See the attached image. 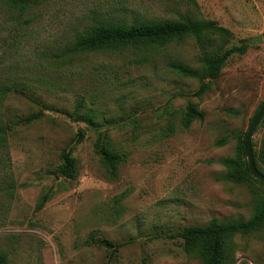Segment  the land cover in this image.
<instances>
[{"label":"rangeland","instance_id":"1","mask_svg":"<svg viewBox=\"0 0 264 264\" xmlns=\"http://www.w3.org/2000/svg\"><path fill=\"white\" fill-rule=\"evenodd\" d=\"M182 17L213 20L231 35L56 55L102 20ZM259 34L263 42L247 43ZM243 44L202 96L197 78L170 67L200 68L205 50ZM6 84L55 108L26 123L41 105L0 94V121L13 124L0 142V251L8 264H200L183 247V228L213 217L246 221L264 199V184L227 180L221 163L234 156V131L246 132L264 101V0H39L25 10L0 0ZM80 98V113L114 125L97 131L74 119ZM189 103L203 119L184 128ZM99 139L125 157L115 173L96 151ZM263 142L264 119L252 137L258 154ZM63 149L77 162L75 178L59 171ZM226 247L228 264H264V225Z\"/></svg>","mask_w":264,"mask_h":264},{"label":"trees","instance_id":"2","mask_svg":"<svg viewBox=\"0 0 264 264\" xmlns=\"http://www.w3.org/2000/svg\"><path fill=\"white\" fill-rule=\"evenodd\" d=\"M13 7L25 10L33 2L39 0H6ZM222 34L230 36L231 32L228 28L217 24L213 20H196L193 18L182 17L179 19H162V20H134L126 22L124 20H102L93 24L88 31L77 35L75 41L68 47L64 48L60 53H56L57 57L72 56L86 52L104 51L108 49L120 50L130 46L150 47L166 45L172 41L179 40L185 36L193 35L198 38L201 44L204 36ZM247 45L235 46L226 50L217 49L214 51L205 50L201 57V67L196 68L180 61H173L170 64L178 73L197 78L200 81L199 89L195 95L202 96L208 89L212 81L220 74L225 66L228 58L235 52H243ZM21 93L26 95L32 101L38 102L39 109L25 117L26 123L33 122L43 115L46 110H54L53 106L42 103L40 100L33 98L29 94L18 87V84L0 86V94L4 97L11 93ZM260 102L254 115L250 118V123L263 106ZM85 106V100L80 98L72 116L76 120H81L87 123L93 129L100 131L101 129L114 125L113 120H107L104 123H99L92 117L91 114L80 113ZM237 113H239L237 111ZM203 119V113L197 108L194 103H189L182 119L184 128H189L194 120ZM264 119V118H263ZM13 129V124L8 121H0V142H6L8 133ZM246 132L234 131L237 139L234 156L221 159V163L226 167L227 172L225 178L236 182H248L255 179L262 184L259 179L255 178L250 170L244 148V141L247 135ZM227 137H223L217 141L221 145L225 143ZM96 148L106 161V164L115 173L119 163L125 161L122 154L110 152L105 144L99 139L96 143ZM61 157L63 162L59 166L61 174L75 178L77 176V162L75 158L66 149L62 150ZM255 162L260 171L264 173V142L263 150L260 154L255 152ZM50 194L47 192L39 200V205L44 206L49 200ZM264 225V199L258 205L256 213L246 221L229 220L223 221L217 217H213L206 224H191L185 226L178 234L183 239V247L189 256L199 259L200 264H228V251L226 244L236 234H247L257 231ZM94 240L87 241L91 243ZM0 264H8V255L0 251Z\"/></svg>","mask_w":264,"mask_h":264},{"label":"water","instance_id":"3","mask_svg":"<svg viewBox=\"0 0 264 264\" xmlns=\"http://www.w3.org/2000/svg\"><path fill=\"white\" fill-rule=\"evenodd\" d=\"M255 42H258V43L263 42V35L259 34L258 36L251 37L247 40V43L249 44H252ZM263 118H264V103H263V106L259 109V111L255 115V117L253 118L252 122L250 123L248 132H247V135L244 141L245 155H246L250 170L253 176L257 179L260 178L262 182H264V173L260 171L256 165L252 137L254 135L255 130L262 122Z\"/></svg>","mask_w":264,"mask_h":264}]
</instances>
